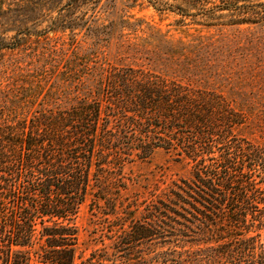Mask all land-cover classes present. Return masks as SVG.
I'll return each instance as SVG.
<instances>
[{"label":"trees","instance_id":"1","mask_svg":"<svg viewBox=\"0 0 264 264\" xmlns=\"http://www.w3.org/2000/svg\"><path fill=\"white\" fill-rule=\"evenodd\" d=\"M28 1L21 6L22 21L12 37L16 41L39 39L51 32H105V27L91 26L89 19L75 15L80 0H47L43 10ZM232 1L221 10L237 14L235 25H264V0ZM185 3L200 10L213 0ZM51 10L58 17L38 26L40 20L34 15ZM9 11L0 7V19ZM8 47L6 33L0 32V50ZM75 84L80 89L75 96L53 97L50 108L21 121L14 120L12 113L11 120L0 124V264H74L80 234L77 220L92 191L102 190L98 199L112 209L107 215H115L118 209L109 187L97 186L101 169L116 161L114 153L119 151L147 159L156 148L180 151L192 163L191 180L174 184L165 201L147 211L145 221L127 217L126 228L113 241L112 256L97 250L81 258L80 264H120L118 255L125 258L123 264H141L134 258L136 247L157 238L159 231L149 221L168 215L189 223L180 230V237L194 238L192 245L198 251L189 254L192 264L223 260L264 264L260 234L264 231V182L254 179L257 171L264 174V150L234 136V126L239 124L236 114L216 107V101L205 94L134 68L99 66L93 78ZM63 101L69 106H62ZM112 111L140 121L125 122L117 134L110 123ZM148 117L166 127L147 125ZM155 127L164 129V134H153ZM180 129L192 133L177 136Z\"/></svg>","mask_w":264,"mask_h":264},{"label":"rangeland","instance_id":"2","mask_svg":"<svg viewBox=\"0 0 264 264\" xmlns=\"http://www.w3.org/2000/svg\"><path fill=\"white\" fill-rule=\"evenodd\" d=\"M46 1L32 0L31 5L43 10ZM223 1L213 0L206 9L195 10L185 0H101L98 5L80 0L75 15L89 19L91 26L105 27V32H51L19 42L12 37L22 21L21 6L29 1L0 0V7L10 8L0 19V32L6 33L10 46L0 50V124L11 120L12 113L14 120L21 121L50 108L53 97L66 100L75 96L80 90L75 83L93 78L99 66L134 68L205 94L216 101V107L231 110L239 119L234 136L264 150V25H235L237 14L221 10L224 4L234 3ZM34 17L40 20L38 26H47L58 12ZM66 105L63 101L62 106ZM110 115L117 134L125 122L140 121L131 114L112 111ZM146 123L166 127L152 117ZM180 130L177 136L192 133L191 129ZM152 132L163 135L165 130L155 127ZM124 152L114 153L117 160L101 169L97 177V186L105 183L109 187L118 209L115 215H107L112 209L98 199L102 190L92 191L77 220L80 234L74 264L97 250L112 256L113 241L128 219L145 221L147 211L160 206L174 184L192 178V163L182 158L180 151L156 148L147 159ZM254 179L263 183L264 174L257 171ZM149 222L159 226L157 238L136 247L135 259L141 264H192L189 254L198 250L192 245L193 237H180L184 224H189L185 218L168 215ZM260 234L264 242V231ZM116 260L125 262L119 255ZM220 264L232 263L223 260Z\"/></svg>","mask_w":264,"mask_h":264}]
</instances>
